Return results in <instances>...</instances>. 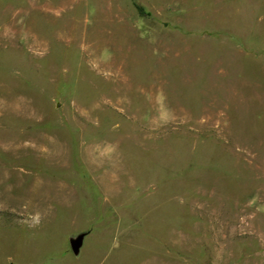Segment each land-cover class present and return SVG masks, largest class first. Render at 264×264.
Returning <instances> with one entry per match:
<instances>
[{
  "label": "rangeland",
  "instance_id": "1",
  "mask_svg": "<svg viewBox=\"0 0 264 264\" xmlns=\"http://www.w3.org/2000/svg\"><path fill=\"white\" fill-rule=\"evenodd\" d=\"M11 263L264 264V0H0Z\"/></svg>",
  "mask_w": 264,
  "mask_h": 264
},
{
  "label": "water",
  "instance_id": "2",
  "mask_svg": "<svg viewBox=\"0 0 264 264\" xmlns=\"http://www.w3.org/2000/svg\"><path fill=\"white\" fill-rule=\"evenodd\" d=\"M81 244V236L78 238L71 240V249L76 252ZM11 264H16V263H11Z\"/></svg>",
  "mask_w": 264,
  "mask_h": 264
},
{
  "label": "trees",
  "instance_id": "3",
  "mask_svg": "<svg viewBox=\"0 0 264 264\" xmlns=\"http://www.w3.org/2000/svg\"><path fill=\"white\" fill-rule=\"evenodd\" d=\"M141 9V8H140Z\"/></svg>",
  "mask_w": 264,
  "mask_h": 264
}]
</instances>
